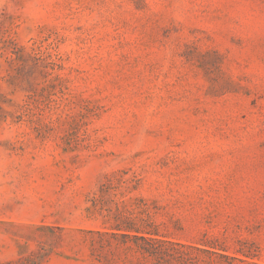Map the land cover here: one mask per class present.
<instances>
[{"label": "rangeland", "instance_id": "374dc122", "mask_svg": "<svg viewBox=\"0 0 264 264\" xmlns=\"http://www.w3.org/2000/svg\"><path fill=\"white\" fill-rule=\"evenodd\" d=\"M0 264H264V0H0Z\"/></svg>", "mask_w": 264, "mask_h": 264}]
</instances>
